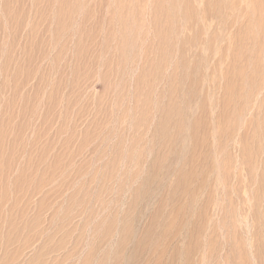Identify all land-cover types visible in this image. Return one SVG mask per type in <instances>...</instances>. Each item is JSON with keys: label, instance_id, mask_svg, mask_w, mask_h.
Masks as SVG:
<instances>
[{"label": "rangeland", "instance_id": "1", "mask_svg": "<svg viewBox=\"0 0 264 264\" xmlns=\"http://www.w3.org/2000/svg\"><path fill=\"white\" fill-rule=\"evenodd\" d=\"M120 1L0 0V264H264V201L261 226L203 202L213 178L196 161L191 73L161 56L158 1Z\"/></svg>", "mask_w": 264, "mask_h": 264}, {"label": "bare ground", "instance_id": "2", "mask_svg": "<svg viewBox=\"0 0 264 264\" xmlns=\"http://www.w3.org/2000/svg\"><path fill=\"white\" fill-rule=\"evenodd\" d=\"M157 1L156 8H159L161 21L164 23V28H161L158 32L161 56H163L164 59L179 57L181 61L174 65V70L177 71L186 68L185 70L191 73L189 82L192 84L190 99L192 100L193 107L190 105V102L187 108L190 112L194 110L196 113L198 112V114L195 117H192L193 120H190L189 122H191V125L195 130L196 136L201 134L204 136L202 139L197 137L195 140V149L199 150L198 152H195L196 161L201 159L203 164L210 165L209 172L213 178L212 187L209 189L207 187L208 199L203 202L205 203V206L212 204L217 206V204L219 205L218 202L221 201V206L225 207V213L229 215V221L236 217V211L238 208H247V212L250 213L251 216L255 215L257 222L260 225L262 219H260L258 208L264 201V174L262 180L257 184L256 174L258 172L255 174V170L257 167L260 169L258 165H261V162H257L255 157L257 156L256 148L260 149V145L258 144L255 146L254 140H256L258 136L261 140L264 136V0ZM118 2L120 4V10L123 11L125 8L124 3L120 0H118ZM179 22L182 23L180 27ZM147 51L148 53H151V48ZM207 51L211 52L214 62L211 65L209 74H206V77L196 79V75L200 70H206L208 68V60L204 55ZM169 66L170 65H168V67ZM97 67L98 64L96 69ZM152 68V63H148L146 82L151 91L153 90V86L150 85L149 79H151L150 69ZM171 85L173 96L177 99L180 94L177 92V78L172 80ZM204 85H208V87L210 86V90L208 89L210 94L208 96L202 95L201 88L204 87ZM197 87H200V90H198ZM207 100H209L208 104L206 103ZM183 104H185V101ZM172 106L173 109H175V104ZM154 108L155 107H153V110ZM256 111H263V117L261 119L257 117L258 113H256ZM157 112H159V110H157ZM186 115L187 113L185 116ZM166 119L159 120L161 128L165 127ZM189 122L187 123L188 129L191 126ZM262 127L263 129L261 130ZM187 128L186 133L188 132ZM262 141H264V138ZM177 143L178 141L176 144ZM34 144L36 143L34 142ZM48 145H50V141ZM176 146L179 145L177 144ZM206 148L208 149L205 150ZM63 156L65 157V155ZM56 169L58 168L56 167ZM243 170H245L246 175H248L245 180H241ZM207 175L209 177V174ZM32 178L33 176L31 179ZM195 181L198 182L197 180ZM207 186L209 185L207 184ZM230 194H233L235 198L232 199ZM1 199L2 197L0 200ZM197 199H199V197ZM189 204H191V201ZM193 204L196 205V203ZM215 209L217 210V208ZM221 229L222 228H220V230ZM223 232L224 231L222 230V234ZM219 233L221 234L220 231ZM256 235V242L260 241L258 236L262 241L264 239V230H260ZM204 244H206V242ZM197 245L201 246L200 243H197ZM245 248L246 245L241 241L236 249L239 256L244 253L246 250ZM261 250H264L263 241L261 246L257 248L258 255ZM245 255L246 253L244 256ZM252 261L257 263L255 259ZM259 263L263 264L262 261Z\"/></svg>", "mask_w": 264, "mask_h": 264}]
</instances>
